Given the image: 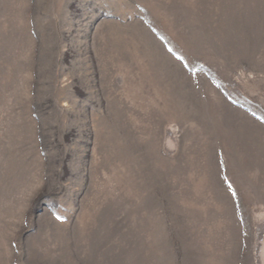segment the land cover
<instances>
[{
  "label": "rangeland",
  "instance_id": "rangeland-1",
  "mask_svg": "<svg viewBox=\"0 0 264 264\" xmlns=\"http://www.w3.org/2000/svg\"><path fill=\"white\" fill-rule=\"evenodd\" d=\"M0 264H264V0H0Z\"/></svg>",
  "mask_w": 264,
  "mask_h": 264
}]
</instances>
